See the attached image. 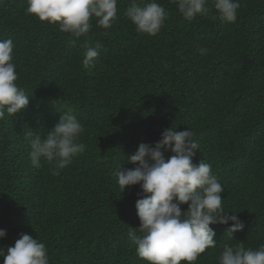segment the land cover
I'll return each instance as SVG.
<instances>
[{
	"label": "trees",
	"instance_id": "16d2710c",
	"mask_svg": "<svg viewBox=\"0 0 264 264\" xmlns=\"http://www.w3.org/2000/svg\"><path fill=\"white\" fill-rule=\"evenodd\" d=\"M118 0L109 29L95 18L79 39L59 24L26 13L27 0H0V40L13 41L16 83L28 106L0 120V248L20 233L43 242L49 264H149L130 247L139 227V185L122 193L116 173L140 143L153 144L174 126L193 132V164L211 166L224 192L222 206L244 227L210 225L214 248L195 264H218L225 244L264 245V0H238L235 22L211 11L189 21L170 0L155 35L140 34ZM102 45L94 64L81 63L86 46ZM201 50H205L203 53ZM71 110L84 126L85 152L53 175L31 164L30 133L46 135ZM171 151L165 152L167 159ZM187 204L181 205L185 210ZM231 215V213H229ZM139 235L140 233L137 232ZM0 256V264H3ZM181 264H187L181 261Z\"/></svg>",
	"mask_w": 264,
	"mask_h": 264
},
{
	"label": "clouds",
	"instance_id": "9594fccd",
	"mask_svg": "<svg viewBox=\"0 0 264 264\" xmlns=\"http://www.w3.org/2000/svg\"><path fill=\"white\" fill-rule=\"evenodd\" d=\"M183 17L189 21L197 15H207L211 9L208 0H170ZM118 0H27L26 13L40 21L59 24L62 32L79 39L92 28L91 20L104 29L112 27L117 19ZM212 6L222 22L232 23L240 8L238 0H212ZM124 15L140 34H157L167 16L165 8L156 0H129ZM13 41L0 40V120L15 116L29 104V96L16 83L18 74L13 62ZM102 45L86 46L81 61L85 69L94 64ZM205 50H201L203 53ZM59 104V103H58ZM59 121L46 135L30 133L31 164L40 168L42 162L51 165L53 175L70 165L75 157L85 152L86 145L79 141L84 132L70 109L62 108ZM177 126L165 129L162 138L153 144L140 143L127 161L133 168H121L116 173L122 193L127 186L139 185L140 197L135 202L139 227L128 230L130 247L149 264H195L206 249L214 248L216 232L210 225H228L225 236L242 230L243 222L236 213L225 211L222 206L224 192L211 166L200 161L193 164L195 150L200 149L193 139V132L176 130ZM172 155L165 158V152ZM187 204L185 210L181 205ZM231 213V215L229 214ZM137 232L140 234L138 235ZM6 229L0 228V238ZM3 264H49L46 246L29 234L20 233L13 246L6 251L0 248ZM218 264H264V245L258 249L225 244L218 257Z\"/></svg>",
	"mask_w": 264,
	"mask_h": 264
}]
</instances>
